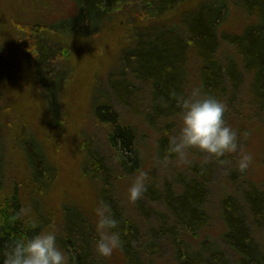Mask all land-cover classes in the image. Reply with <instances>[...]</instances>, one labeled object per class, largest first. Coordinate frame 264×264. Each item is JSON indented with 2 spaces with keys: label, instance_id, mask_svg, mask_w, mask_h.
Segmentation results:
<instances>
[{
  "label": "trees",
  "instance_id": "trees-1",
  "mask_svg": "<svg viewBox=\"0 0 264 264\" xmlns=\"http://www.w3.org/2000/svg\"><path fill=\"white\" fill-rule=\"evenodd\" d=\"M73 3L76 14L71 15L68 20L82 16V22L80 25L71 26L69 34L78 33L81 27L90 26L96 20L99 22L100 32L111 41L114 34H110L107 24L125 17L126 21L122 23L125 26V36L128 37V32L134 33L135 39H129L135 40L137 51L139 50L131 56V59L139 66L138 72L144 82H150L156 90L152 91L155 103L159 102L164 106L163 111L155 114L153 123L145 119V115L149 112L147 107L142 112L136 113L133 121L132 110L128 111V108L122 106L126 97L132 92L130 87L111 92L110 95H103L98 100H92L90 92L88 112L94 123L107 125L106 142L113 152L112 165H107L98 152L94 151L95 155L92 153L91 139L81 133L75 149L80 163L78 172L80 177L93 187L109 186L117 194L116 181L121 177L134 176L143 165V157L138 146L149 136L147 133L159 135L154 145L156 159L167 156L171 161L176 158L174 153L167 152L169 139L161 132L173 126L166 123L167 120L179 116V109L171 93L175 91L186 94L187 62L191 52L199 61L196 87L226 103L227 111L224 118L227 124L230 117L237 112L236 107L240 100L238 94L245 87L246 79L255 72L260 74L263 88L256 93L248 91L247 96L255 108L253 111L259 116L264 114V0H73ZM232 11L237 12L245 22L249 23V28L260 29V32L251 31L250 39L253 38L255 41L246 38L244 26L238 33L228 31L227 23ZM27 26L17 30L24 34V46L17 44L13 51L14 54L20 55L21 49L25 50L29 55L28 63L34 66L38 54L43 55L46 50L42 45H37V41L35 46L30 44V37L38 35L43 26L38 23ZM57 29L52 28L50 33L56 34ZM64 29L62 33L67 31L66 28ZM121 29L122 27L120 32ZM150 42L153 44L149 45ZM61 50H63L62 46ZM60 55L63 60L67 53L62 52ZM0 57L5 59L3 51ZM10 57L8 53L5 60ZM246 59L255 61V64L243 68L239 61ZM55 62L60 65L57 60ZM180 74L182 77L179 81ZM136 92L139 93L134 98V103L137 104L144 101L146 91ZM39 93L37 97L42 109L46 108L48 91H39ZM63 95L64 91H61V88L60 91H55L56 112L62 108ZM1 96L0 92V102ZM40 118L47 133L45 137L49 136L50 139L66 138L68 132L76 126L66 116H53L51 110L50 115L48 110H44ZM144 128L147 133L142 130ZM0 130H2L1 123ZM36 138L41 161L35 167V172L29 174L32 188L29 202L24 201L19 190L11 194L3 193L5 189L0 185V251L16 236L55 228L58 233V243L68 252L70 264H87L89 251L94 252L97 239L96 218L73 202L75 206L71 204L67 207L63 204L60 207L58 218L47 219L43 200H47L54 190L57 169L51 161L43 137ZM117 156H119L118 162ZM196 157V165L192 166L188 176L176 173L177 188H174L171 182L165 181L159 185L160 189H157L153 181L149 182L141 202L134 207L137 220L126 218L121 203L115 200L118 205L115 216L120 221L119 230L123 247L114 252L121 257V264H157L150 259V256L158 253L156 251L158 248L155 246H159L155 245L154 241L159 239L169 242L173 264H264V223L262 225L258 223L259 220L264 221V194L258 186L250 183L247 190L239 189L238 185L245 182L241 179L242 172L239 169L230 170L227 179L229 189L223 192L218 207L217 220L222 224L223 231L218 240L203 235V230L211 221L207 208L210 196L208 187L210 168L207 163L199 159L197 151ZM224 158L229 163L232 155L226 154ZM213 160L220 165L215 158ZM87 164H89L88 169H86ZM108 173L111 179H105ZM93 201L96 205L99 204L95 188ZM26 203H29L30 207L26 208ZM152 204L157 205V209ZM242 205L248 207L247 230L243 227V221L235 218V215L241 214L239 206ZM25 209L28 210V215L39 220L38 229H30L27 216L23 213ZM67 209H70L74 216L59 221ZM147 217H150L154 227L145 228L149 237L147 243H143L142 238L144 239L145 236L141 233L144 225L140 222ZM185 233L196 238L195 245H191L181 237V234L185 235ZM219 243L225 248L223 249ZM70 248L74 249L75 256L70 252Z\"/></svg>",
  "mask_w": 264,
  "mask_h": 264
},
{
  "label": "rangeland",
  "instance_id": "rangeland-1",
  "mask_svg": "<svg viewBox=\"0 0 264 264\" xmlns=\"http://www.w3.org/2000/svg\"><path fill=\"white\" fill-rule=\"evenodd\" d=\"M73 6V0H0V54L3 51L5 59L8 57V53L11 55L7 60L0 57V92L2 93L0 102L2 104L0 106V123L2 124V130H0V137H2V142H0V185H3L5 189L3 193L11 194L19 190L18 192L21 193L24 201L29 202L32 191L29 174L32 175L35 172V167L41 161L36 137H43L51 161L57 169L54 190L49 194L47 200H43L48 220L58 218L60 207L63 204L70 207L74 203L81 206L91 216H95L94 209L97 205L93 201L94 188L97 192L98 201L108 202L114 214L118 208L115 200H119L124 209L125 217L137 220L134 207L141 202L142 198L135 203L130 202L127 198L128 188L137 173L131 177H121L116 181L117 194L109 186L93 187L81 178L78 172V164L80 163H78V155L75 152L77 140L81 137V133L85 137L88 136L92 143L93 150L90 149L92 153L95 155V152H98V155L107 165H112L113 152L106 142L108 127L94 123L88 112L90 92L92 93V100H98L103 95H110L111 92L130 87L132 92L127 97L125 96L126 99L122 106L128 108V111L132 110L133 121L136 118V113L142 112L147 107L149 112L145 115V119L153 123L155 114L163 111L164 106L160 105L159 102L155 103L152 91L156 90L150 82H144L138 72L139 66L131 59V56L139 50L137 51L135 40L130 41L129 39H135L134 33L128 32V37L125 36V26L122 24L126 21L125 17H120L116 19V22L107 24L110 34H114L111 41L107 40L105 35L100 32L101 28L96 20L90 26H77L81 27L79 32L69 34L71 26L80 25L82 22V16L68 20L74 14ZM58 20L60 21L56 23ZM32 23L40 24L43 29L38 35L30 37V44L35 46L37 41V45H42V48L45 47L46 50L43 55L38 54L34 66L28 63L29 55L25 50L21 49L20 55L14 54L13 51L17 44L24 46L25 43L24 34L17 31L18 28H24V26ZM227 24L228 31L232 33L240 32L244 26L245 36L248 40L251 37V31L260 30L257 27L249 28V23L233 11ZM254 24H256L255 21ZM55 27L58 28L56 34L50 33V30ZM64 28L67 31L62 33ZM20 37L22 38L20 39ZM250 41H255V39L251 38ZM61 46L63 49L61 51L67 53L63 60L60 55L62 53L60 51ZM56 60L60 65H57ZM239 63L243 68H249L255 64V61L246 59L239 61ZM198 65L199 61L191 52L187 62L188 85L186 94L190 93L192 88L197 85ZM238 76L240 77L239 73ZM181 77L180 74L179 81ZM246 80L245 87L238 94L240 100L237 107L239 109L236 107L237 112L229 119V125L238 130L241 149L252 153L254 157L250 167L241 173V179L245 182L238 186L241 190H247L248 183L254 184L264 194V114L259 116L253 111L255 108L247 96L248 91L256 93L262 91L263 87L261 86L260 74L256 72ZM60 88L61 91H64L62 108L56 112L55 91H60ZM39 91H48V105L43 109L37 97L40 94ZM136 91H146L144 101L137 104L134 103L135 96L139 95ZM44 110H48L49 115L51 110L53 116L56 117L66 116L76 126L72 127L73 129L68 132L66 138L50 139L49 136L45 137L47 133L40 118ZM166 123L173 124V126L161 133L170 139V136L175 134L178 129L179 116L167 120ZM142 130L147 133L145 128ZM247 133L250 134L246 135ZM147 134L149 136L145 137L146 140L138 146L143 157V165L140 170L149 172V182L153 181L156 186L168 181L174 188H177L176 173L184 176L190 174L192 166L196 165V150L191 153V164H182L177 158L171 161L167 159L166 162L162 163L154 156V145H156L159 137L158 133L150 132ZM75 140L77 142H74ZM197 154L199 159L207 163L210 168V183L208 185L210 196L207 208L211 221L208 227L203 230V235L218 240L223 231L222 224L217 220L218 207H220L223 192L229 189L228 172L238 170L239 152L230 153L232 160L225 170L219 167L213 158L198 151ZM88 168L89 164L86 165V169ZM105 179H111L109 173ZM25 206L26 208L27 206L30 207L29 203H26ZM153 207L157 209L158 206L154 204ZM68 211L69 215H67ZM75 213L77 214V212ZM81 214L84 216L83 213ZM70 216H74V213L67 209L59 221L64 220L65 217L68 219ZM149 218L147 217L140 222L144 225L141 233L142 236H145L144 239L142 238L143 243H147V237H149L145 228L154 227V223ZM181 237L191 245H195L196 238L187 233L181 234ZM154 243L159 246L155 247L161 250V253L150 256V259L156 261L157 264H173L171 259L172 248L169 242L159 239ZM220 245L223 249L225 248L223 244ZM89 252L87 264L91 260L95 264L100 262L121 264V257L117 252L108 258L98 257L95 249L94 252ZM72 254L76 255L74 251ZM229 257L231 258L230 254Z\"/></svg>",
  "mask_w": 264,
  "mask_h": 264
},
{
  "label": "clouds",
  "instance_id": "clouds-1",
  "mask_svg": "<svg viewBox=\"0 0 264 264\" xmlns=\"http://www.w3.org/2000/svg\"><path fill=\"white\" fill-rule=\"evenodd\" d=\"M179 109V126L170 136L167 152L174 153L182 164H191V153L196 150L215 158L220 164H227L226 154L239 152L237 168L244 172L253 162V154L243 151L239 144L238 130L227 124L225 113L227 105L219 98L193 87L190 93H171ZM247 133L246 135H249ZM117 162L119 156H117ZM162 163L168 157H158ZM149 172L138 170L127 191L130 202L140 200L148 189ZM30 229L39 228V220L28 215ZM96 218L95 252L98 257H111L114 251L122 249L123 240L119 230L120 221L111 205L101 200L94 209ZM0 264H70L68 252L58 243L55 228L24 233L12 238L6 248L0 251Z\"/></svg>",
  "mask_w": 264,
  "mask_h": 264
},
{
  "label": "bare ground",
  "instance_id": "bare-ground-1",
  "mask_svg": "<svg viewBox=\"0 0 264 264\" xmlns=\"http://www.w3.org/2000/svg\"><path fill=\"white\" fill-rule=\"evenodd\" d=\"M228 165H229V163H227V164H220V165H218V166L221 167V168H223V169L225 170V168L228 167ZM224 172H225V171H224ZM154 184H155V183H154ZM154 186H156V184H155ZM160 187H161V186H156L157 189H160ZM239 210H240V213H241V214H239V215H235V218H236V220L243 221V227H244L245 230H247V224H246L247 217H246V213H247V211H248V207L242 205V206H239ZM258 223H259V225H262V224L264 223V221H263V220H259ZM72 250H74V249L70 248V252H71V253L73 252ZM156 251H158V254L161 253V250H158V249H157ZM145 254H147V253H145ZM147 255H148V254H147ZM148 256H149V255H148ZM148 256H147V257H148ZM91 263H94V261L91 260V261H90V264H91Z\"/></svg>",
  "mask_w": 264,
  "mask_h": 264
}]
</instances>
